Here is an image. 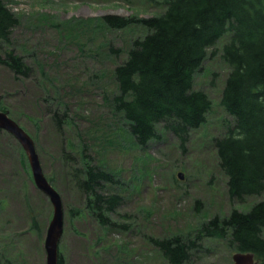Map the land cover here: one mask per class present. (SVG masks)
Segmentation results:
<instances>
[{
  "label": "rangeland",
  "instance_id": "374dc122",
  "mask_svg": "<svg viewBox=\"0 0 264 264\" xmlns=\"http://www.w3.org/2000/svg\"><path fill=\"white\" fill-rule=\"evenodd\" d=\"M159 1L5 0L20 24L10 41L1 43L0 54L14 49L31 72L18 76L0 62V104L34 138L44 173L61 193L59 249L65 264H167L152 236L194 235L201 222L234 207L247 210L264 198H231L212 145V137L233 122L221 103L230 69L220 56L226 37L209 48L195 74V87L209 94L212 107L184 147L162 125L159 138L140 146L111 106L114 68L145 28L112 29L97 18L155 15L164 9ZM24 152L17 138L0 128V264H47L45 238L54 208L36 185ZM86 160L118 173L120 183H106L104 189L124 197L109 213L114 227H104L86 211L87 193L79 185ZM237 252L224 239L204 237L193 255L198 263L234 264Z\"/></svg>",
  "mask_w": 264,
  "mask_h": 264
},
{
  "label": "trees",
  "instance_id": "16d2710c",
  "mask_svg": "<svg viewBox=\"0 0 264 264\" xmlns=\"http://www.w3.org/2000/svg\"><path fill=\"white\" fill-rule=\"evenodd\" d=\"M162 12L151 16L108 13L98 21L108 28H145L134 37L127 57L113 74L117 91L109 99L122 115L137 144L146 147L163 130L174 133L182 147L191 131L203 126L212 107L209 94L195 87V74L210 56L209 48L224 39L220 56L230 67L221 103L233 116L224 134L212 137L218 165L227 175L232 199L264 194V0H161ZM94 19H84L88 24ZM20 18L0 0V47L9 42ZM215 50L211 51V55ZM0 62L15 75L28 76L31 67L14 49H5ZM1 110H7L0 104ZM8 111V110H7ZM57 113V112H56ZM57 115V114H56ZM61 120V119H59ZM25 154V152H24ZM148 171L145 169V172ZM52 181V179H49ZM119 184L118 173L85 161L79 181L87 193L86 211L106 228L115 223L109 213L122 202L120 192H105V184ZM74 215L75 210L70 211ZM185 236L174 232L152 236L167 264L198 263L193 255L204 237L226 240L237 251L252 252L264 264V198L249 209L232 208L201 222ZM59 264L65 255L59 250Z\"/></svg>",
  "mask_w": 264,
  "mask_h": 264
},
{
  "label": "water",
  "instance_id": "95a60500",
  "mask_svg": "<svg viewBox=\"0 0 264 264\" xmlns=\"http://www.w3.org/2000/svg\"><path fill=\"white\" fill-rule=\"evenodd\" d=\"M0 128L12 133L21 143L28 156L36 185L49 196L53 204V216L45 238L46 261L47 264H59V241L64 229V205L61 193L44 173L34 138L9 115L8 111L0 110ZM184 176L183 172L178 173L179 178L182 179ZM234 260V264H254L255 262L253 253L243 252L234 254Z\"/></svg>",
  "mask_w": 264,
  "mask_h": 264
}]
</instances>
